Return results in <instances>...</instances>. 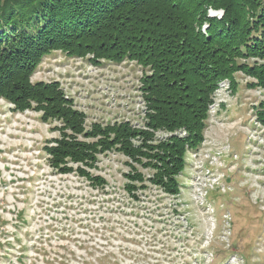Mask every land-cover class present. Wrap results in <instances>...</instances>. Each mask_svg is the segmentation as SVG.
<instances>
[{
    "label": "rangeland",
    "instance_id": "obj_1",
    "mask_svg": "<svg viewBox=\"0 0 264 264\" xmlns=\"http://www.w3.org/2000/svg\"><path fill=\"white\" fill-rule=\"evenodd\" d=\"M143 75L133 61L94 64L58 51L32 82L58 81L87 130L95 122L142 127ZM236 76V91L220 84L205 142L188 155L175 196L135 162L146 180L129 179L131 161L117 151L99 155L94 168H54L45 147L56 146L60 123L0 99V264H264V126L255 109L264 90Z\"/></svg>",
    "mask_w": 264,
    "mask_h": 264
},
{
    "label": "trees",
    "instance_id": "obj_2",
    "mask_svg": "<svg viewBox=\"0 0 264 264\" xmlns=\"http://www.w3.org/2000/svg\"><path fill=\"white\" fill-rule=\"evenodd\" d=\"M58 51L141 66L144 125L95 122L87 130L86 114L58 81L32 82ZM239 73L253 79L247 88L264 90V0H0V99L60 123L61 138L45 150L62 172H73L68 163L94 168L99 155L117 151L131 161L129 179L146 180L135 162L151 171L149 182L179 195L187 157L205 142L215 94L224 81L236 91ZM255 109L264 126V102ZM158 132L169 135L158 140Z\"/></svg>",
    "mask_w": 264,
    "mask_h": 264
}]
</instances>
